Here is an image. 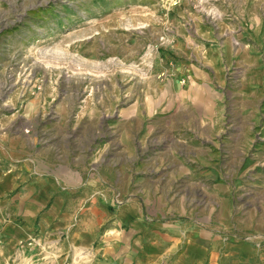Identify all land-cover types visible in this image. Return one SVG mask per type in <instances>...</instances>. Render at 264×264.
<instances>
[{
  "label": "rangeland",
  "instance_id": "374dc122",
  "mask_svg": "<svg viewBox=\"0 0 264 264\" xmlns=\"http://www.w3.org/2000/svg\"><path fill=\"white\" fill-rule=\"evenodd\" d=\"M41 178L70 226L22 227ZM190 226L264 264V0H0V264H173Z\"/></svg>",
  "mask_w": 264,
  "mask_h": 264
},
{
  "label": "crops",
  "instance_id": "0c3cea01",
  "mask_svg": "<svg viewBox=\"0 0 264 264\" xmlns=\"http://www.w3.org/2000/svg\"><path fill=\"white\" fill-rule=\"evenodd\" d=\"M41 181L34 185V192L37 193V198L31 204L32 213L25 215L22 219V227L33 229L36 225L37 215L40 214L39 227L46 228L49 225L57 229L66 228L75 221L72 217L73 215L64 212V199L61 195H58L59 184L57 181H53L49 178H41ZM8 184V182H7ZM82 224V220L76 221V226ZM41 225V226H40ZM90 234V233H89ZM91 235V234H90ZM84 235L81 232H73L72 238L75 242L83 244L84 241L90 239V241L95 237L91 235ZM172 237V236H171ZM200 230L195 228V226H190L186 229L179 228V235L175 237L177 240V245L182 242L183 250L181 255L173 264H212V252L209 248L200 244L199 238ZM249 257H252L254 248L249 243H242L237 245Z\"/></svg>",
  "mask_w": 264,
  "mask_h": 264
}]
</instances>
